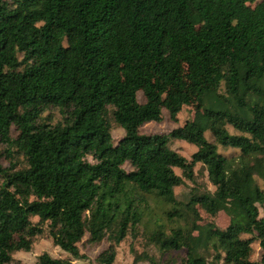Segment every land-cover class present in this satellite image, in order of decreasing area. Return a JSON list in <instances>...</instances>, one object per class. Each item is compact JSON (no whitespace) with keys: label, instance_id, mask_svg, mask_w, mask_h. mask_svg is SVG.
<instances>
[{"label":"trees","instance_id":"16d2710c","mask_svg":"<svg viewBox=\"0 0 264 264\" xmlns=\"http://www.w3.org/2000/svg\"><path fill=\"white\" fill-rule=\"evenodd\" d=\"M50 106L55 124L41 117ZM185 106L192 120L169 134L139 133ZM111 122L124 132L116 144ZM207 131L238 157L218 153ZM171 139L196 146L190 161ZM1 146L0 264L45 228L68 257L42 253L37 264H91L78 248L85 235L109 242L95 264H113L139 235L132 264H171L161 256L180 250V264H256L253 241L264 264V0H0ZM196 164L213 191L196 183ZM174 168L194 186L183 199ZM149 198L181 227L167 235ZM198 208L228 225L203 222Z\"/></svg>","mask_w":264,"mask_h":264},{"label":"rangeland","instance_id":"374dc122","mask_svg":"<svg viewBox=\"0 0 264 264\" xmlns=\"http://www.w3.org/2000/svg\"><path fill=\"white\" fill-rule=\"evenodd\" d=\"M225 85L223 84L221 86V92L224 91ZM137 100L140 103L144 102V97L142 93L137 94ZM194 115V106H185L182 108V110L173 118L171 119L169 117L168 112L165 109H162V120L160 122H148L143 124L139 128V133L143 135H167L169 134L173 129L178 128L182 126L187 120H192ZM41 117L46 120V122L50 124H55L57 121L61 120V114L58 108L56 107H45ZM226 129L231 134H238L237 131H235L233 128H231L229 125L226 126ZM11 133L13 136L16 135V132L12 129ZM124 135V132L121 128L116 126L113 122H111V136L113 139L114 144H116ZM205 138L216 145L218 153L226 156V157H233L236 158L239 155L238 150L229 148V147H222L218 145L212 134L207 131L205 133ZM169 148L178 154H180L186 161L191 160L192 154L196 151V146L191 143H187L182 140H175L171 139L169 141ZM1 152L4 151L5 147H0ZM12 162L16 164V168L24 167L25 162L24 159L20 155L13 156ZM0 163L4 167L9 166V160L5 157V155H2V158L0 160ZM124 169L126 171H129L131 168L128 164L124 165ZM174 173L179 177L180 183L174 187V194L178 197V199H183L184 196L189 192V190L194 187L191 182L186 180L184 178V175L182 173L181 169L174 168ZM194 172V178L196 183L201 188H206L210 191H213L214 188L210 185V183L207 180L206 172L203 170V168L200 166V164H196L193 167ZM1 183V179H0ZM261 182L259 181V184ZM186 193V194H185ZM149 203V209L151 210L152 217L154 220L158 221V223L164 225L166 228V234H171V229H177L181 227V222L177 218H169L167 217V213L170 210V206L164 204L163 202L157 200V199H148ZM199 213L203 219V222H212L214 225L220 229L223 230L229 223L228 217L223 212H214L213 214H207L202 209L198 208ZM36 217H32L31 221L33 223L37 222ZM142 229V227L140 228ZM244 238H249V235H243ZM88 236L85 235L82 240L78 243V248L82 254H85L87 257L86 262L95 264V259L97 256L106 250L109 246V242L107 240H103L99 244H89L87 242ZM144 241L141 238V235H139L136 239H131L130 237H127L124 241H122L117 247H116V256L113 264H132L133 261V255L134 252L140 253L143 251L144 247ZM151 253H153L157 258L159 255L154 251L150 250ZM42 253H48L51 257L54 258H66L68 255L64 252H62L58 247L54 246L52 243V240L48 234L47 228L44 229V232L42 235L37 236L34 238L31 250L29 252H16L12 256V261L9 264H37V257L41 255ZM262 251L259 247V244L257 241H253L250 244V251L248 254V260L260 264V258H261ZM223 255V253H221ZM185 257V251H174L169 253V255L161 256L160 262L164 261L166 258H170L174 261V263L171 264H180V260ZM209 264L211 263V259H208ZM81 263V262H79ZM138 264H148L146 262H140ZM215 264H224L223 261H219V263Z\"/></svg>","mask_w":264,"mask_h":264}]
</instances>
